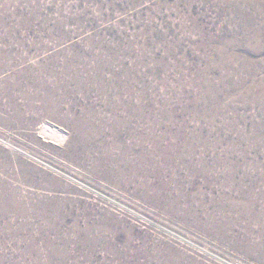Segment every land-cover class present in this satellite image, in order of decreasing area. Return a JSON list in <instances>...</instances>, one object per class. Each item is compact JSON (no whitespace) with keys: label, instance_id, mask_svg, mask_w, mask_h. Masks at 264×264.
<instances>
[{"label":"rangeland","instance_id":"obj_1","mask_svg":"<svg viewBox=\"0 0 264 264\" xmlns=\"http://www.w3.org/2000/svg\"><path fill=\"white\" fill-rule=\"evenodd\" d=\"M0 264H264V0H0Z\"/></svg>","mask_w":264,"mask_h":264},{"label":"bare ground","instance_id":"obj_2","mask_svg":"<svg viewBox=\"0 0 264 264\" xmlns=\"http://www.w3.org/2000/svg\"><path fill=\"white\" fill-rule=\"evenodd\" d=\"M7 68V67H6ZM2 70V69H1ZM45 83V82H44ZM47 84V83H46ZM45 86V85H44ZM33 87V86H32ZM66 92V91H65ZM62 97V96H61ZM42 98H44V97H42ZM50 98H51V96H50ZM58 101H60V100H58ZM63 101H65V100H63ZM44 102V101H43ZM53 103V102H52ZM61 103V102H60ZM45 106V105H44ZM51 106V105H50ZM58 109V108H57ZM4 212V211H3ZM6 213V212H5Z\"/></svg>","mask_w":264,"mask_h":264}]
</instances>
